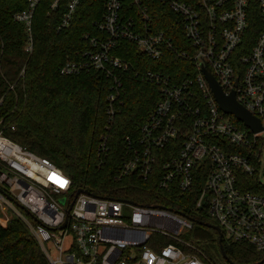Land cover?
<instances>
[{
	"label": "built area",
	"instance_id": "1",
	"mask_svg": "<svg viewBox=\"0 0 264 264\" xmlns=\"http://www.w3.org/2000/svg\"><path fill=\"white\" fill-rule=\"evenodd\" d=\"M42 1L27 0V8L15 14L25 25L30 52ZM82 1L51 0L49 13L65 2L58 30L71 25ZM93 24L101 33L86 34L91 47L63 64L60 73L90 68L106 73L108 129L123 103L120 72L131 68L113 53L121 41L135 43L153 60L171 54L192 63V70L175 77L153 69L137 72L158 86L160 98L138 134L126 136L116 173L118 179L147 180L163 159L156 172L159 189L170 200L172 194L190 198L189 204L173 209L89 189L79 193L55 162L4 134L0 120V224L5 227L14 217L23 221L47 264H208L194 239L202 211L224 240L264 251V195L237 187V170L251 173L253 166L248 153L234 151L248 149L260 161L264 130L255 133L224 112L203 72L209 68L227 94L235 91L264 126V0H105L103 18ZM108 151L109 134L103 133L101 161Z\"/></svg>",
	"mask_w": 264,
	"mask_h": 264
},
{
	"label": "trees",
	"instance_id": "2",
	"mask_svg": "<svg viewBox=\"0 0 264 264\" xmlns=\"http://www.w3.org/2000/svg\"><path fill=\"white\" fill-rule=\"evenodd\" d=\"M50 2L43 0L34 15L30 52L26 50L25 25L15 20V14L27 8V0H0V120L4 134L55 162L71 177L74 189L86 188L102 196L173 209L177 204L188 205L190 198L172 194L170 200L169 194L159 189L156 172L159 173L163 159L147 180L137 175L118 179L116 173L126 148V136L138 134L139 125L150 116L160 98L158 86L142 80L137 72L153 69L175 77L192 70V63L171 54L153 60L135 43L121 41L113 53L129 61L131 68L120 72L125 88L123 103L108 129L106 107L111 80L106 73L93 68L68 76L60 73L63 64L79 59L81 52L91 47L86 34L101 33L93 23L103 18L105 0H83L71 25L62 30H58V25L65 2L61 10L49 13ZM250 32L255 40L256 28L251 27ZM103 133L109 134V151L101 161L98 146ZM234 151L248 153L253 166L251 173L237 170V187L264 195L258 172L260 161L248 149ZM197 191L196 187L194 198ZM198 219L215 223L203 211ZM194 231L200 254L208 264H251L264 258V251L258 252L250 244L224 240L226 259L216 230L196 224ZM0 264H47L37 239L16 217L5 227L0 224Z\"/></svg>",
	"mask_w": 264,
	"mask_h": 264
},
{
	"label": "water",
	"instance_id": "3",
	"mask_svg": "<svg viewBox=\"0 0 264 264\" xmlns=\"http://www.w3.org/2000/svg\"><path fill=\"white\" fill-rule=\"evenodd\" d=\"M203 72L205 74V77L209 83L210 88L212 89L217 102L219 103L220 108L228 113L234 115L239 121H241L246 127L250 128L253 132H261L264 130V126L262 124V121L260 118L254 116L248 109H246L242 104H240L235 95V91L230 92L227 94L222 86L218 83L217 79L213 75L212 71L207 68L203 67ZM79 193L81 192H86L89 193L87 189L80 188L78 190ZM132 202V201H130ZM199 224L208 226L214 230H216L219 233V244H220V249L222 251L223 256L227 258V255L224 251V246H223V233L220 227L217 225H214L212 223H207L204 221H198ZM66 224V222H65ZM65 224L63 226H65ZM231 264H234L233 262L229 261ZM264 263V258L256 263H251V264H263Z\"/></svg>",
	"mask_w": 264,
	"mask_h": 264
},
{
	"label": "rangeland",
	"instance_id": "4",
	"mask_svg": "<svg viewBox=\"0 0 264 264\" xmlns=\"http://www.w3.org/2000/svg\"><path fill=\"white\" fill-rule=\"evenodd\" d=\"M262 137L264 139V133L262 134ZM261 150H262V152H261L258 172H259V176H260L261 181L264 183V140L261 144ZM211 220H213V219H211ZM206 227H208V226H206ZM208 228H210V227H208ZM222 264H227V263L222 261Z\"/></svg>",
	"mask_w": 264,
	"mask_h": 264
}]
</instances>
